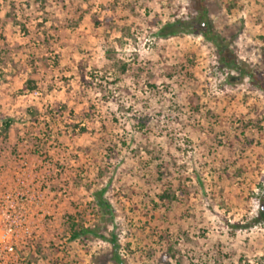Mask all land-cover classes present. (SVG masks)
Segmentation results:
<instances>
[{
	"label": "rangeland",
	"instance_id": "obj_1",
	"mask_svg": "<svg viewBox=\"0 0 264 264\" xmlns=\"http://www.w3.org/2000/svg\"><path fill=\"white\" fill-rule=\"evenodd\" d=\"M198 2L252 79L196 22L157 35ZM16 176L43 192L19 264H113L112 234L124 264H256L264 0H0V192Z\"/></svg>",
	"mask_w": 264,
	"mask_h": 264
},
{
	"label": "built area",
	"instance_id": "obj_2",
	"mask_svg": "<svg viewBox=\"0 0 264 264\" xmlns=\"http://www.w3.org/2000/svg\"><path fill=\"white\" fill-rule=\"evenodd\" d=\"M42 198L43 192L22 176L0 192V264H19L22 250L35 239Z\"/></svg>",
	"mask_w": 264,
	"mask_h": 264
},
{
	"label": "trees",
	"instance_id": "obj_3",
	"mask_svg": "<svg viewBox=\"0 0 264 264\" xmlns=\"http://www.w3.org/2000/svg\"><path fill=\"white\" fill-rule=\"evenodd\" d=\"M197 10H198V18H191L190 22H184V21L176 20L173 23H167L160 28L157 35H159L161 37L173 36V35H176L178 31L185 30V28L188 29L187 31H193V29H194L193 27H190V30H189V25L196 22L202 29L205 30L204 33H202V36L215 45L216 50H217L218 59H219L220 63L223 66L228 67L229 69L236 71L240 77L246 76V77L252 79L253 76L250 73L245 72L244 70H242L238 67L237 63H235L234 56L227 50V47L224 46L222 44V42H219L217 40V35L213 33L212 28L208 25V22H207L208 20L206 18V10H205L202 2H198V9ZM124 70H125V66L122 67V71H124ZM26 83L28 85V89H31V90L35 89L36 83L33 80H28ZM256 85L259 89H263V86L261 84H259V82H256ZM12 123H13L12 119H7V120L3 121L2 122L3 129L5 131H7ZM104 191L105 190L102 189L95 195V202H96V205L98 206V208L100 210H103V211L109 213V215L111 216L110 207H109L108 203L103 199ZM159 197L162 199L170 198L169 196H167V194L159 196ZM260 222H264V196L261 197L260 204H259V211H258L257 216L250 223L252 225H256L257 223H260ZM87 234L96 235L94 230H88V229L82 228L79 231H72L70 238L71 239H77V238L84 236V235H87ZM98 237L100 239L105 240L104 236H102V235H98ZM108 243L111 247L110 254H111V260H112L113 264H124L123 260L120 258L119 254H118L119 245L117 242V238L114 234L111 235L110 239L108 240ZM256 264H264V256L261 258H258Z\"/></svg>",
	"mask_w": 264,
	"mask_h": 264
}]
</instances>
